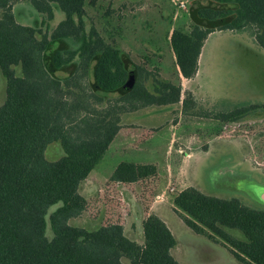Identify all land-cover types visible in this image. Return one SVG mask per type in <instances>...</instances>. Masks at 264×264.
<instances>
[{
    "label": "trees",
    "instance_id": "trees-1",
    "mask_svg": "<svg viewBox=\"0 0 264 264\" xmlns=\"http://www.w3.org/2000/svg\"><path fill=\"white\" fill-rule=\"evenodd\" d=\"M18 1L0 0V70L7 84L0 104V264H185L174 255V231L156 211L143 221L137 263L127 254L131 238L123 224L87 228L70 222L87 210L81 184L122 128L125 102L132 109L182 102L185 109L190 100L182 99V84L150 73L108 41L89 23L86 0H26L37 15L31 24L19 21ZM57 11L63 18L51 27ZM189 14L191 28L175 27L169 35L179 79L197 74L215 30L252 26L264 48V0H196ZM62 69L70 72L58 75ZM251 113L264 119V103L215 117L227 123ZM55 141L64 154L50 160L45 152ZM140 169L122 161L110 179L134 183ZM173 202L191 228L227 244L240 264H264V208L196 186L175 194Z\"/></svg>",
    "mask_w": 264,
    "mask_h": 264
},
{
    "label": "rangeland",
    "instance_id": "rangeland-1",
    "mask_svg": "<svg viewBox=\"0 0 264 264\" xmlns=\"http://www.w3.org/2000/svg\"><path fill=\"white\" fill-rule=\"evenodd\" d=\"M195 1L96 0L91 5L86 0L89 23L120 46L134 63L152 74L180 82L182 99L187 96L190 100L185 109L182 102L173 107L136 109L125 102L122 128L81 184L88 207L70 222L87 228L123 224L131 238L127 254L135 263L144 246L143 221L156 211L174 231V253L186 264H240L227 244L191 228L185 213L174 205L173 196L189 186L264 208V119L251 113L221 123L215 117L219 111L264 103V48L257 43L252 26L241 31L215 30L202 48L199 73L182 83L169 35L175 27L191 28L189 11ZM15 9L19 21L34 23L37 15L26 0L18 1ZM62 18L63 13L57 11L51 27ZM17 71L20 73L19 67ZM69 72L62 69L57 74ZM6 85L0 70V104L6 98ZM108 97L114 99L116 94ZM45 154L56 160L64 150L55 141ZM122 161L141 166L138 181L110 179ZM57 206L50 207L49 213ZM230 230L244 236L239 229ZM48 234L53 235L50 223Z\"/></svg>",
    "mask_w": 264,
    "mask_h": 264
},
{
    "label": "crops",
    "instance_id": "crops-1",
    "mask_svg": "<svg viewBox=\"0 0 264 264\" xmlns=\"http://www.w3.org/2000/svg\"><path fill=\"white\" fill-rule=\"evenodd\" d=\"M200 67V66H199ZM199 73V70H198V72H197V74ZM197 74L195 75V76H197ZM194 76V77H195ZM194 77H192V78H185L184 76H181V80H182V83H183V80L185 79H193ZM173 175V174H172ZM180 179V172L178 171V176H177V180H179ZM176 248V246L174 247V249ZM174 249H173V252H174ZM174 255L176 256V254L174 253ZM177 257V256H176ZM178 258V257H177ZM178 259H180V258H178ZM181 260V259H180ZM182 261V260H181ZM183 262V261H182ZM183 263H185V262H183ZM186 264V263H185Z\"/></svg>",
    "mask_w": 264,
    "mask_h": 264
},
{
    "label": "water",
    "instance_id": "water-1",
    "mask_svg": "<svg viewBox=\"0 0 264 264\" xmlns=\"http://www.w3.org/2000/svg\"><path fill=\"white\" fill-rule=\"evenodd\" d=\"M133 82H134V79H130L127 83H126V88H129V87H131L132 86V84H133ZM263 194V199H264V193H262Z\"/></svg>",
    "mask_w": 264,
    "mask_h": 264
},
{
    "label": "built area",
    "instance_id": "built-area-1",
    "mask_svg": "<svg viewBox=\"0 0 264 264\" xmlns=\"http://www.w3.org/2000/svg\"><path fill=\"white\" fill-rule=\"evenodd\" d=\"M170 189L173 191V190L175 189V187H174V186H172Z\"/></svg>",
    "mask_w": 264,
    "mask_h": 264
},
{
    "label": "flooded vegetation",
    "instance_id": "flooded-vegetation-1",
    "mask_svg": "<svg viewBox=\"0 0 264 264\" xmlns=\"http://www.w3.org/2000/svg\"><path fill=\"white\" fill-rule=\"evenodd\" d=\"M263 193V192H262Z\"/></svg>",
    "mask_w": 264,
    "mask_h": 264
}]
</instances>
